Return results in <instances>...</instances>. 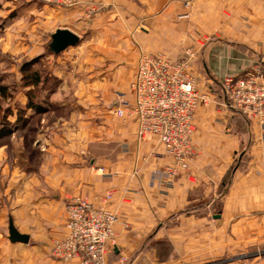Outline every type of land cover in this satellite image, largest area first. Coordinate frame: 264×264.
<instances>
[{"label":"crops","instance_id":"1","mask_svg":"<svg viewBox=\"0 0 264 264\" xmlns=\"http://www.w3.org/2000/svg\"><path fill=\"white\" fill-rule=\"evenodd\" d=\"M76 1L71 9L80 19L96 3L137 7L132 0ZM141 1L139 14L123 17L143 27L125 33L128 48L115 50L92 82L100 91L91 114L84 116L91 121L84 118L75 134L80 140L73 142L75 135L66 134L50 143L43 181L34 180L22 199H14L11 215L0 192V264H77L51 255L53 239L67 233L66 203L75 195H87L96 206L118 214L109 264H215L209 262L230 246L242 248L250 234L264 239V141L255 126L248 171L233 167L234 154L251 136L235 129L233 112L216 92L224 77L243 74L264 56V0ZM27 5L17 8L18 15L32 8L31 2ZM117 12L109 17L118 19ZM80 25L68 22L56 30L67 28L80 36ZM199 36L212 37L198 46ZM190 44L196 45V56L189 70L199 89L218 100L196 110V153L169 183L155 174L174 165L173 158L155 136L137 140L136 122L114 114V93L130 86L139 54L163 53L184 62ZM108 193L112 197L105 199ZM10 220L29 235L27 243L9 239Z\"/></svg>","mask_w":264,"mask_h":264},{"label":"rangeland","instance_id":"2","mask_svg":"<svg viewBox=\"0 0 264 264\" xmlns=\"http://www.w3.org/2000/svg\"><path fill=\"white\" fill-rule=\"evenodd\" d=\"M27 2H31L32 8L23 9L18 15L17 8L21 5L28 6ZM131 2L137 7L127 9L123 2L119 8H115L113 4L96 3L80 19L71 9L76 6V0L66 3L57 0H0V85L8 86L10 94L8 97L0 95V129L4 125L10 129L7 135L0 137V192L3 190L5 194V205L10 215L14 199L18 196H22V199L24 194L32 189L34 180L43 181L41 167L47 164L50 143L59 141L62 135L77 134L83 119L88 118L84 116L91 114L89 112L94 107V98L100 91L99 88H94L92 83L94 78L99 76V69L108 66L110 60H113L115 50L118 52L128 48L123 40L125 33H134L143 27L140 22L129 23L123 17L125 12L131 15L141 12L142 1ZM114 11H118V15L120 13L122 17H109ZM183 16L188 15L184 13ZM68 22L82 24L81 27L78 26L80 41L77 45L55 53L50 46L52 33L57 27ZM196 33L201 34L198 31ZM211 37L199 36L195 40L196 45H203L210 41ZM196 45L190 44L185 48L189 60L184 62L189 61V66L196 56ZM189 51L194 55L190 56ZM36 53L39 54L34 55ZM29 60H34L30 66L31 70H39L42 76V82L37 86H23V76L26 73L21 69ZM263 62L262 54L255 66L260 67ZM130 86L128 89L116 90L115 105L120 94L126 95L127 98L131 96ZM220 88L216 92L219 93ZM29 90L32 91L34 101L42 107L40 111L27 107ZM203 106L209 105H200L198 108ZM20 116L27 121L20 122ZM88 121L91 120H86ZM255 126L256 124L250 121V141L240 145L239 151L234 154L233 167L240 171H248L253 160L250 148L256 139ZM259 139L262 140L260 135ZM70 140L76 142L80 139L75 135ZM232 178L233 173H230L228 181ZM7 234L8 220L5 230V235ZM66 235L67 233L61 238ZM61 238L53 239L52 248L54 242ZM52 248L51 255L54 259L69 262L53 256ZM9 260L12 261V256ZM212 262L264 264V239L259 240L250 234L242 248L230 246L229 250L209 263Z\"/></svg>","mask_w":264,"mask_h":264},{"label":"built area","instance_id":"3","mask_svg":"<svg viewBox=\"0 0 264 264\" xmlns=\"http://www.w3.org/2000/svg\"><path fill=\"white\" fill-rule=\"evenodd\" d=\"M220 87L218 97L226 108L240 109L256 124L264 141V70L254 66L243 74L226 76ZM130 89V97L120 94L114 112L118 117L135 120L138 140L155 136L163 144L174 165L156 172L155 178L171 183L178 169L187 167L196 153L194 115L200 105L213 101V93L199 89L189 71V61L175 62L163 53L141 54ZM111 197L108 193L105 199ZM66 209L68 232L54 242L53 256L76 260L77 264H108L118 214L96 206L87 195L71 196Z\"/></svg>","mask_w":264,"mask_h":264},{"label":"trees","instance_id":"4","mask_svg":"<svg viewBox=\"0 0 264 264\" xmlns=\"http://www.w3.org/2000/svg\"><path fill=\"white\" fill-rule=\"evenodd\" d=\"M34 60H29L22 66V72L26 73L23 76V86H37L42 82V76L39 70H31V63ZM28 63V66H27ZM260 68L264 70V62L260 64ZM9 87L6 85H0V95L3 97H8L10 94L8 93ZM28 108H33L37 111H40L42 107L34 101V97L32 94V91L29 90L28 92ZM231 111L233 112V120L236 125L237 131H248L250 126L249 119L242 113V111L238 108L231 107ZM20 122L27 121L25 118L20 116L18 118ZM8 126L4 125L3 128L0 129V137H3L4 135H7L10 132V129L7 128Z\"/></svg>","mask_w":264,"mask_h":264},{"label":"water","instance_id":"5","mask_svg":"<svg viewBox=\"0 0 264 264\" xmlns=\"http://www.w3.org/2000/svg\"><path fill=\"white\" fill-rule=\"evenodd\" d=\"M80 41V36L67 28H59L52 34V42L50 44L52 50L55 53H60L70 46L77 45ZM9 239L12 242H24L29 241V235L21 233L14 225V222L10 220L9 223Z\"/></svg>","mask_w":264,"mask_h":264}]
</instances>
